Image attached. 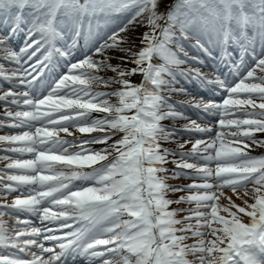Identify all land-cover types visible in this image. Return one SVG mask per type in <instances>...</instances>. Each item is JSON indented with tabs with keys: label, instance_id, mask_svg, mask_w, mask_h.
<instances>
[{
	"label": "snow or ice",
	"instance_id": "snow-or-ice-1",
	"mask_svg": "<svg viewBox=\"0 0 264 264\" xmlns=\"http://www.w3.org/2000/svg\"><path fill=\"white\" fill-rule=\"evenodd\" d=\"M0 130V264H264V0H0Z\"/></svg>",
	"mask_w": 264,
	"mask_h": 264
},
{
	"label": "rangeland",
	"instance_id": "rangeland-1",
	"mask_svg": "<svg viewBox=\"0 0 264 264\" xmlns=\"http://www.w3.org/2000/svg\"><path fill=\"white\" fill-rule=\"evenodd\" d=\"M133 79L136 81V82H139L140 81V77L139 76H136V77H133ZM185 97H182V96H179V97H176L175 99H184ZM3 131L4 130H0V134H3ZM5 153L0 151V156L4 155ZM3 166V162H0V167ZM170 183H175V184H186V183H189V181L187 180H176V181H170ZM229 192V194H228ZM226 194L229 195V196H232V193L230 191H228ZM175 198V197H173ZM236 203H240L239 200H236ZM173 207H175V205H173Z\"/></svg>",
	"mask_w": 264,
	"mask_h": 264
},
{
	"label": "bare ground",
	"instance_id": "bare-ground-1",
	"mask_svg": "<svg viewBox=\"0 0 264 264\" xmlns=\"http://www.w3.org/2000/svg\"><path fill=\"white\" fill-rule=\"evenodd\" d=\"M228 194H229V192H228ZM227 195V194H226ZM233 195V194H232Z\"/></svg>",
	"mask_w": 264,
	"mask_h": 264
}]
</instances>
